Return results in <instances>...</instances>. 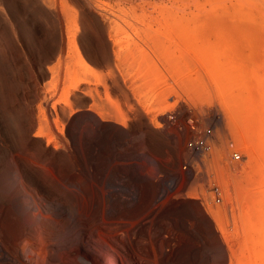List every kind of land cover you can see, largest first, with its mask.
Here are the masks:
<instances>
[{
  "label": "bare ground",
  "instance_id": "1",
  "mask_svg": "<svg viewBox=\"0 0 264 264\" xmlns=\"http://www.w3.org/2000/svg\"><path fill=\"white\" fill-rule=\"evenodd\" d=\"M180 91H213L229 132L218 148L210 127L196 134L207 106L184 100L185 147L223 162L240 203L235 232L211 215L218 244L202 226L204 240H175L134 218L155 186L138 161L170 157ZM111 165L123 187L108 202ZM210 247L215 264L223 248L228 264H264V0H0V264H210Z\"/></svg>",
  "mask_w": 264,
  "mask_h": 264
},
{
  "label": "rangeland",
  "instance_id": "2",
  "mask_svg": "<svg viewBox=\"0 0 264 264\" xmlns=\"http://www.w3.org/2000/svg\"><path fill=\"white\" fill-rule=\"evenodd\" d=\"M154 80H155V83L157 82L156 84H160L159 83L160 82V78H154ZM170 80H171V83L175 84V81H173V79L170 78L169 81ZM180 94H182V99L183 100L180 99L179 103L176 104V107L175 106H174L175 108L173 107L174 110L176 109L177 113H175V117L173 118V121H171L173 124L170 122L169 123L170 126L169 125L167 126V128L169 130L170 129L172 131L174 130L173 131V132H175L174 136H177V137L173 136L172 137L173 139H171L172 143L173 142H175V143L172 144L171 142L170 143L166 142L167 144L163 145V147L165 146L164 148L169 149L170 152H172V150L174 148L172 153H175V154H172V153L169 152L171 155H170L169 158H165V161L167 159L166 162L164 161L163 157L162 158L160 157V156H162L161 155L162 153L159 154L158 159H161L162 161H164V163H162V162L160 163V161L158 162L157 159L155 160L154 158H153L154 160L153 159L152 160H149V159H143L142 160L141 159L140 161H138V166H140V167L143 166V167L148 169V170L144 169L146 172L148 171L146 173V175L148 173H151L152 176H150V174L147 175V176L148 177L150 176L149 178L152 179L153 183L155 182V184H153V186L154 185L155 186L154 187H150V188L148 187L149 189L147 188V191L148 190H150V191L146 192V196L145 197L147 198V200L149 198V201L146 202L147 204H145V206H144V211L142 213L137 214V216H135L134 218H135V221H137V222H140V223L143 222L144 225H145L144 229L145 228L147 229V233H148V231H150V234L153 235V236H159L160 235L159 237H162V236H164V237L165 236L172 237L173 234H174L173 238H176L175 240H178L180 237L181 238L182 237L183 238H188L189 237V238H192V239H195V240H201L202 241L206 237L204 238L203 235L201 236L200 233L198 232V230L200 232L202 230H208V231H205V232L208 233V234L210 233L209 236H212L211 238L213 239V240L212 239L211 240L217 242V244H218L219 242H221L220 241L221 238L222 239H224V238L222 237L221 232L219 230L218 231L216 230L217 226L215 225V221L213 219V216L218 214L217 216L221 217L222 220L220 219V217H219V219L221 221H223V223L227 222L224 225H227L228 222L229 223L231 222L230 223L231 232H233V231L235 232V229H233V225L231 226V224L234 221V217H233L234 214H235L236 219L239 218V214L237 215V212L239 210L238 208H239V205H240V203L238 201V196L236 195V192L232 189L233 188L232 186H230L231 188H229L230 192L228 191L227 192L228 194L226 193V190H228V189L224 185V183H222V182H225V181L223 180V178L221 179V176L222 175L223 176L224 175L227 176L229 173L225 170L227 168H225L226 166L223 165V162H222V165H223V167L225 166L224 168L220 164L221 163L220 159H216V160H219V161L216 162V163L219 162L218 163L219 165L215 163V160H214L215 165H214V163H212L210 165L207 162V160H206V155L204 154L203 151H199L200 149L198 147L197 148L191 147L193 149L189 148L187 145L185 147V142H184L185 139L184 138H185V135H188L186 137L188 139L194 138V136L196 134L203 136L205 134L204 131H203L204 127H210L212 129V133H214V134L211 135V140L213 139L212 140L213 143L215 141V145H217V148H218L219 146L223 147V144H222L223 143V139H224L225 136L227 137V134L229 132H227L228 130L226 128L225 119L222 120V118H223L222 105L219 102V100H217L218 97H217V99L215 98L216 96H215V93L213 91L210 92V94H211L210 101H200L198 99H194V98L190 97L188 95V93H186L184 91H180ZM185 94H186V96H185ZM175 98H176V96H174V98L173 97L170 98V100H173ZM213 99H215V101ZM184 100L185 101L186 100L187 101L188 100L191 101L189 103L192 104L191 106L194 105L193 108H196L197 107L196 105L200 106L201 104H204V103H205L204 104L205 106H207V107L210 106L209 108L206 107L207 111H205V112L201 111V113H200V111H198V114H199L198 117L200 118V116H201L202 120L201 119L199 120L200 128L198 129V133H196V134L193 133L192 131H189L190 129L186 128L187 127V122H186L187 120L185 118L186 117L185 115L190 109H187V107H186V105L184 103ZM192 110L193 109L191 108V111ZM209 111H210V113H209ZM202 115H203V117H202ZM178 125H180L179 127L181 129L178 127ZM181 126L184 127V128H182ZM222 128H224V129H222ZM184 129L186 130L185 132L187 134H185ZM225 130H227V131H225ZM223 132H225L227 134L224 136L225 133H223ZM176 133H177V135H176ZM189 134H190V137H189ZM217 136H219L220 138L217 137ZM219 140H221V141H219ZM217 141L220 143V145H219V143ZM179 143L180 144L182 143V145H180ZM168 145H169V148H168ZM242 145H241V147L237 146L238 148L243 150L242 154L244 156V160L242 162H240V166H238V168L240 167L238 171H239V173L241 172L240 174L244 175L247 170L251 169L252 161H251V159L249 157V151H248L249 149H248V147L244 146V144H242ZM179 146L180 147L182 146V147H184V149H186V151L189 154V156H187V158L184 157V154L186 152L183 151V148H180ZM180 149H181V151H180ZM182 153H184V154L182 155ZM142 161H143V163H142ZM237 164H238V162H237ZM98 165H99L98 167H99V170H100L101 169V164H98ZM206 165H208V166L206 167ZM216 165L219 166V167L221 166L223 169L221 167H220L221 169L219 167H216L217 168V172H216V169H215ZM209 166H210V168H211V166H214V169H210ZM152 168H155V169H152ZM99 170H97V174H98ZM222 170L226 171L227 174L226 173L224 174V172H222ZM113 171H115V172H113ZM220 171L222 172V174L220 173L221 175H216L217 173L219 174ZM109 173H112V174H109ZM104 175H106V176L107 175L108 176L111 175V178H114L113 179V183H111V182L100 183V187H102V189L105 192H109V193H107L108 194L107 196L110 199V200H108V202H111V198H113L115 196H120V194H118V193H122L120 191L122 190L123 186L122 185H117V184H119V182L115 181V180H117L115 178V176L118 175V174H116V170L114 169L113 165H111L109 167V169L107 170V172ZM213 175H215V177ZM153 176L154 177L156 176V178H154ZM214 179H219L220 180V181L218 180L219 181L218 184L220 183L218 186L221 185V189L220 190H219V188L217 189V185H214V183H215ZM210 182H212V184ZM128 184L129 183H127V185L125 186L126 189L124 191H125V194H127V195L129 194L128 197L130 198V202H131L132 201L131 200L132 196H135L136 190H135V187L133 185L132 186L130 185L131 182H130L129 186H128ZM223 185H224V187H222ZM225 187H226V190H225ZM112 188L114 190H117V191H114ZM119 189H121V190H119ZM196 189H197V191L199 193L196 191ZM112 190H113V192H112ZM211 190H213V191L211 192ZM221 190L224 191V192H222ZM231 191H234L235 194L232 192L234 194V195H232ZM110 192H111V194H110ZM201 192H203V193H201ZM193 193H196V194H193ZM197 193L201 194V196H200L201 198L199 200L191 197V195H198ZM224 193L226 195H224ZM230 193H231V195H229ZM189 194H190V196H189ZM202 195L204 197H205V195H208V196H206L207 198L210 197L209 199H207L208 201L206 200L207 202L204 200V197H202ZM110 196H111V198H110ZM188 196H189V198H188ZM215 196H216V198H215ZM219 196H220V198H219ZM229 196H230V198H228ZM213 197L215 198V200H214ZM223 198H226V201H225L226 203L223 201V200H225ZM212 199H213L214 202L211 201ZM227 199H228V201H227ZM233 200H235V201H233ZM180 201L182 202L181 204H180ZM130 202H129V204H131ZM210 204H211V206H210ZM191 205L194 206V207H192ZM203 206H205V207H203ZM207 209H208L209 212L207 211ZM233 209H235L234 210V214L232 213ZM158 210H160L161 212L163 211V213L167 215L166 219H168V220H166L167 223L164 222V224H162V225L157 224V226H156V220H157V217H158V214H159ZM211 215H213V216H211ZM195 225H197V226H195ZM201 226H202V228H201ZM197 227H200L202 230H200V228L197 229ZM163 228H165V229L167 228V229L165 230ZM156 232H157V234H156ZM215 250H216V248L210 247L209 250H206V252H203L204 254L208 253L207 255H209V256H208V258L206 257V260L209 259L208 261H209L210 264H215L216 263L215 255H214V251ZM222 250H223L222 251L223 252L222 255L224 257V264H228L230 262V260H231L230 254L226 256V249L223 248ZM220 251H221V248H220ZM236 252L238 253L239 251H236ZM179 264H180V262H179ZM233 264H237V261L234 259V257H233Z\"/></svg>",
  "mask_w": 264,
  "mask_h": 264
},
{
  "label": "built area",
  "instance_id": "3",
  "mask_svg": "<svg viewBox=\"0 0 264 264\" xmlns=\"http://www.w3.org/2000/svg\"><path fill=\"white\" fill-rule=\"evenodd\" d=\"M234 156H235L236 158H238L237 151H236V152H234Z\"/></svg>",
  "mask_w": 264,
  "mask_h": 264
}]
</instances>
